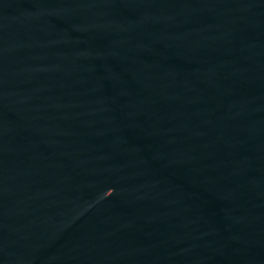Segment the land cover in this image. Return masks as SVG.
Instances as JSON below:
<instances>
[{
	"label": "water",
	"instance_id": "water-1",
	"mask_svg": "<svg viewBox=\"0 0 264 264\" xmlns=\"http://www.w3.org/2000/svg\"><path fill=\"white\" fill-rule=\"evenodd\" d=\"M0 264H264V0H0Z\"/></svg>",
	"mask_w": 264,
	"mask_h": 264
}]
</instances>
